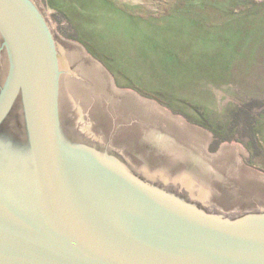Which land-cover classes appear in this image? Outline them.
Masks as SVG:
<instances>
[{"label": "water", "instance_id": "water-1", "mask_svg": "<svg viewBox=\"0 0 264 264\" xmlns=\"http://www.w3.org/2000/svg\"><path fill=\"white\" fill-rule=\"evenodd\" d=\"M81 59L82 75L112 83L32 0H0V264H264V174L233 156L202 160L143 108L158 127L142 140L155 144L120 148L178 188L71 135L63 72ZM85 98L75 122L89 126ZM112 133L98 132L120 143Z\"/></svg>", "mask_w": 264, "mask_h": 264}, {"label": "rangeland", "instance_id": "rangeland-1", "mask_svg": "<svg viewBox=\"0 0 264 264\" xmlns=\"http://www.w3.org/2000/svg\"><path fill=\"white\" fill-rule=\"evenodd\" d=\"M202 160L264 174V0H32Z\"/></svg>", "mask_w": 264, "mask_h": 264}, {"label": "flooded vegetation", "instance_id": "flooded-vegetation-1", "mask_svg": "<svg viewBox=\"0 0 264 264\" xmlns=\"http://www.w3.org/2000/svg\"><path fill=\"white\" fill-rule=\"evenodd\" d=\"M76 66H72L74 69L72 74L64 76L63 72V94H62V121L64 128L68 133L73 136L79 137L81 140L94 144L100 148H107L114 154L119 156L123 161L128 162L134 167L136 171L139 172L142 177H151L156 179L160 184L166 187L178 188L173 182L162 183L158 179L157 175L153 172L144 170L141 164L134 162L126 151L120 147L130 146V144H145L150 145L148 147L152 148L155 144L154 141L143 142V132L146 133V137H150V129L155 126L154 124H146L142 119V103L138 98H134L133 95L119 92L116 86L110 81L107 82V78L104 74H98L100 77L87 78L80 70H87L88 63L86 60H80ZM78 65H82L81 67ZM72 73V72H71ZM70 78L71 81L67 79ZM74 80V81H73ZM100 80V81H99ZM74 83H71V82ZM71 87V95H69L68 87ZM73 86V87H72ZM79 95L86 97L84 100V105L86 106L87 117L85 118L89 126H84V124L75 122V117L78 115V110H82L81 101L79 100ZM72 99V100H71ZM76 100L74 105L72 101ZM106 130L110 132L112 130V135L119 133L121 135V141L116 142V140L111 139L112 136H101L98 134L100 130ZM7 128L4 131L7 132ZM145 130V131H144ZM9 131V130H8ZM92 132V133H91ZM110 134V133H109ZM111 135V134H110ZM119 144V145H118ZM122 144V145H121ZM121 149V150H119ZM180 160V159H179ZM172 174H178L175 170H172ZM183 193H186L183 188L180 189ZM202 208L206 209H218L215 204L212 203H202L200 202ZM259 208L254 206L252 208L246 209L242 212L251 211Z\"/></svg>", "mask_w": 264, "mask_h": 264}]
</instances>
